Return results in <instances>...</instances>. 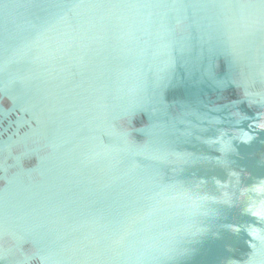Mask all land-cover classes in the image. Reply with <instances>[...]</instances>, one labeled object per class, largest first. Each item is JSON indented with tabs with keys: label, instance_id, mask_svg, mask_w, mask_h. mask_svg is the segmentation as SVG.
<instances>
[{
	"label": "water",
	"instance_id": "1",
	"mask_svg": "<svg viewBox=\"0 0 264 264\" xmlns=\"http://www.w3.org/2000/svg\"><path fill=\"white\" fill-rule=\"evenodd\" d=\"M0 264H264V0H0Z\"/></svg>",
	"mask_w": 264,
	"mask_h": 264
}]
</instances>
